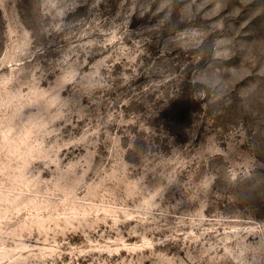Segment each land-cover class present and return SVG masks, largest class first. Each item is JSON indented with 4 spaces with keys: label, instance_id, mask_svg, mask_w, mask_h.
<instances>
[{
    "label": "rangeland",
    "instance_id": "1",
    "mask_svg": "<svg viewBox=\"0 0 264 264\" xmlns=\"http://www.w3.org/2000/svg\"><path fill=\"white\" fill-rule=\"evenodd\" d=\"M0 264H264V0H0Z\"/></svg>",
    "mask_w": 264,
    "mask_h": 264
}]
</instances>
